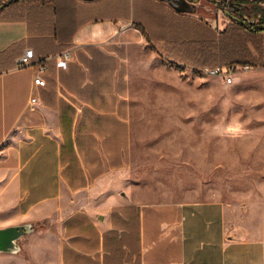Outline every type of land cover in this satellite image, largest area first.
<instances>
[{
    "label": "crops",
    "instance_id": "obj_1",
    "mask_svg": "<svg viewBox=\"0 0 264 264\" xmlns=\"http://www.w3.org/2000/svg\"><path fill=\"white\" fill-rule=\"evenodd\" d=\"M152 1L168 5L52 0L26 19H0V228L44 225L0 264H264V242L233 235L220 202L94 190L132 163L130 53L148 40L130 25L147 22ZM197 5L181 16L217 33L231 21ZM40 63L44 86L35 84Z\"/></svg>",
    "mask_w": 264,
    "mask_h": 264
},
{
    "label": "rangeland",
    "instance_id": "obj_2",
    "mask_svg": "<svg viewBox=\"0 0 264 264\" xmlns=\"http://www.w3.org/2000/svg\"><path fill=\"white\" fill-rule=\"evenodd\" d=\"M197 6L231 10L228 1ZM180 64L151 42L131 50L132 163L94 190L143 203L217 201L233 235L264 242V67L228 85Z\"/></svg>",
    "mask_w": 264,
    "mask_h": 264
},
{
    "label": "trees",
    "instance_id": "obj_3",
    "mask_svg": "<svg viewBox=\"0 0 264 264\" xmlns=\"http://www.w3.org/2000/svg\"><path fill=\"white\" fill-rule=\"evenodd\" d=\"M1 1L0 19L22 20L28 17L30 7L52 0ZM161 1H167L175 11L152 1L145 16L147 22L138 25L162 57L200 71L234 64L263 67L264 0H216L222 8L227 1L231 6V12L226 11L231 21L218 33L207 24L181 16L194 12L198 0ZM161 42L165 43L164 47ZM43 228L40 223L33 224L34 230Z\"/></svg>",
    "mask_w": 264,
    "mask_h": 264
},
{
    "label": "built area",
    "instance_id": "obj_4",
    "mask_svg": "<svg viewBox=\"0 0 264 264\" xmlns=\"http://www.w3.org/2000/svg\"><path fill=\"white\" fill-rule=\"evenodd\" d=\"M33 56H34V50L33 49L27 50L26 53L19 58L18 65L20 67L30 65ZM252 68L253 67L249 65L234 64L230 66H219L216 68L206 67L201 71L209 75L220 76L224 79L225 83L229 85L233 83L235 79V74H238V72H241V71H248ZM45 71H46V65L44 63H40L38 72L35 76V84L41 85V86L46 85V79L43 77V73ZM36 101H37L36 98H32L33 103H35Z\"/></svg>",
    "mask_w": 264,
    "mask_h": 264
},
{
    "label": "water",
    "instance_id": "obj_5",
    "mask_svg": "<svg viewBox=\"0 0 264 264\" xmlns=\"http://www.w3.org/2000/svg\"><path fill=\"white\" fill-rule=\"evenodd\" d=\"M33 230L31 223L10 225L0 228V253H19L22 249L23 237Z\"/></svg>",
    "mask_w": 264,
    "mask_h": 264
}]
</instances>
